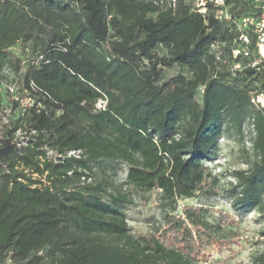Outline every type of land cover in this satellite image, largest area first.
Instances as JSON below:
<instances>
[{"label":"trees","instance_id":"trees-1","mask_svg":"<svg viewBox=\"0 0 264 264\" xmlns=\"http://www.w3.org/2000/svg\"><path fill=\"white\" fill-rule=\"evenodd\" d=\"M190 2L0 0V79L12 74L16 113L0 139V264H193L214 239L200 208L132 234L127 193L110 175L86 178L99 159L125 163L126 183L160 189L174 210L204 181L202 159L229 127L241 146L248 131L255 155L232 172L229 193L264 222V108L250 102L264 93V62L251 66V33L244 44L233 21ZM226 5L233 19L257 11L251 0ZM233 48L248 53L233 57ZM251 264H264V249Z\"/></svg>","mask_w":264,"mask_h":264},{"label":"rangeland","instance_id":"rangeland-1","mask_svg":"<svg viewBox=\"0 0 264 264\" xmlns=\"http://www.w3.org/2000/svg\"><path fill=\"white\" fill-rule=\"evenodd\" d=\"M19 51L18 46L14 48ZM169 76L172 69H165ZM6 79H0V139L12 128L16 113L11 109L14 94L7 85L13 87L12 74L4 70ZM200 100L199 95L196 96ZM23 104H26L23 101ZM225 126L223 125V128ZM248 131H245L244 146L238 140L234 128H224L218 138V150L215 154L202 159L208 174L190 197L178 198L173 203L161 199L160 189L142 191L125 182L127 166L125 163L99 159L93 163L91 182L110 175L115 185L127 193L131 199L124 206V212L132 234H144L153 231V227L164 225L166 213L182 215L184 207L201 209V216L213 225L214 239L204 240L199 251L192 253L193 264H251L254 254L264 249V222L254 210H244L236 203L235 195L229 193L231 184H235L234 170L246 169L255 159L251 150ZM17 145L26 138L22 132L15 131ZM50 153L53 152H48ZM36 177V174H33Z\"/></svg>","mask_w":264,"mask_h":264},{"label":"built area","instance_id":"built-area-1","mask_svg":"<svg viewBox=\"0 0 264 264\" xmlns=\"http://www.w3.org/2000/svg\"><path fill=\"white\" fill-rule=\"evenodd\" d=\"M255 4L256 14H248L238 18L233 19L231 12L228 10L226 5V0H191V9L201 14H205L208 7L211 6L213 10L214 18L220 21H233L235 26L240 31L238 40L242 41L244 44L250 42V33L254 39L255 51L257 53V58L251 62V66L257 68L259 62H264V0H251ZM167 5L175 8L176 0H166ZM218 43L214 42L211 44V49L215 51L216 60H221L220 52L218 51ZM243 53L247 55L248 50L246 48L232 49L233 57L238 54ZM234 68H240L237 63ZM258 69V68H257ZM9 90L12 92L13 87L8 86ZM26 102L23 105H30L31 100L29 98H24L22 100ZM250 102L258 108H264V93L257 92L250 94ZM105 106V100L99 99L96 103L97 108H103ZM51 152V151H50ZM80 150H68L66 151L67 156L79 157ZM53 155V153H50ZM55 156H60L56 154ZM84 178V177H83ZM90 177L86 178V181H90Z\"/></svg>","mask_w":264,"mask_h":264}]
</instances>
